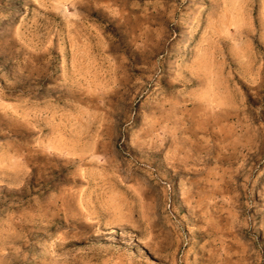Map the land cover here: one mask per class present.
Wrapping results in <instances>:
<instances>
[{"label": "rangeland", "instance_id": "obj_1", "mask_svg": "<svg viewBox=\"0 0 264 264\" xmlns=\"http://www.w3.org/2000/svg\"><path fill=\"white\" fill-rule=\"evenodd\" d=\"M0 264H264V0H0Z\"/></svg>", "mask_w": 264, "mask_h": 264}]
</instances>
